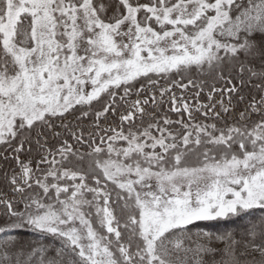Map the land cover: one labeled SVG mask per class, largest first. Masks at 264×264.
I'll use <instances>...</instances> for the list:
<instances>
[{"label":"snow or ice","instance_id":"1","mask_svg":"<svg viewBox=\"0 0 264 264\" xmlns=\"http://www.w3.org/2000/svg\"><path fill=\"white\" fill-rule=\"evenodd\" d=\"M0 264H264V0H0Z\"/></svg>","mask_w":264,"mask_h":264},{"label":"trees","instance_id":"2","mask_svg":"<svg viewBox=\"0 0 264 264\" xmlns=\"http://www.w3.org/2000/svg\"><path fill=\"white\" fill-rule=\"evenodd\" d=\"M202 99H203V97H202ZM164 107L167 108V105H164ZM240 107H242V105ZM170 115H171L172 119L178 118L175 114H170Z\"/></svg>","mask_w":264,"mask_h":264}]
</instances>
